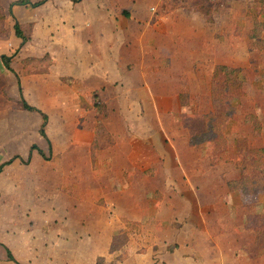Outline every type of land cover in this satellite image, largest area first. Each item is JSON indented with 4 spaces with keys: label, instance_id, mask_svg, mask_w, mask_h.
Segmentation results:
<instances>
[{
    "label": "crops",
    "instance_id": "1",
    "mask_svg": "<svg viewBox=\"0 0 264 264\" xmlns=\"http://www.w3.org/2000/svg\"><path fill=\"white\" fill-rule=\"evenodd\" d=\"M15 1L0 0L6 29L0 37V92L5 90L8 100H13V109H0L4 122L0 137L5 133L21 146L7 150L0 161V264H81V258H94L92 264H97L105 253H114L110 251L113 236L106 241V250H97V232L84 229L102 225L93 212L114 211L119 215H110L109 220L140 223L148 206L146 196L151 194L164 195L154 201L158 216L167 211L163 212L186 227L192 217L203 224L216 206L231 207L232 198L217 197L212 186L219 179L238 183L239 151L236 175L226 179L217 158L228 147L214 154L209 144L196 142L204 129L203 116L211 109L200 114L197 125L189 121L198 119L190 104L201 81L192 76L190 67L202 50L191 40L207 27L202 10L182 4L175 8L176 0H29L14 5ZM165 2L173 3V9L160 13ZM77 8H82L81 13ZM15 24L21 27V37L15 34ZM185 39L190 40L188 45ZM45 56L50 60L46 71L23 74V61ZM2 57H13L12 71ZM216 65L226 64L215 62L209 97ZM9 84L17 88V98L8 94ZM35 98L53 102L46 111L30 105L29 99ZM94 98L106 114L104 119L98 117ZM21 100L38 112L16 109ZM99 124L106 135H98ZM248 145L264 149L249 140ZM50 147L61 162L59 180L54 181L47 171L30 168L31 156L42 164L40 154ZM238 189L243 198L264 196L263 192L243 195ZM46 196L48 207H33L37 198ZM50 205L57 212L48 210L54 209ZM78 207H84L81 214ZM75 208V223L63 218ZM33 210L42 220L38 227L22 223ZM258 215L264 216V210L245 214L241 230L235 231L249 237L236 253L248 264L264 262V255L250 258L244 251L256 239L246 227L248 218ZM72 225L77 229L71 230ZM186 261L193 264L191 258Z\"/></svg>",
    "mask_w": 264,
    "mask_h": 264
},
{
    "label": "rangeland",
    "instance_id": "2",
    "mask_svg": "<svg viewBox=\"0 0 264 264\" xmlns=\"http://www.w3.org/2000/svg\"><path fill=\"white\" fill-rule=\"evenodd\" d=\"M32 1L38 2V0ZM255 1L176 0L177 3H174L175 8L182 4L188 9L202 10V18L207 22V27L202 30V34L194 35L195 38L191 40V44L201 45L202 50L199 49L198 54L196 53L198 61L196 65L193 68L190 67L192 76L201 83H199L197 90L193 87L195 95L190 104V111L197 115L198 119L190 118L189 121L197 125L200 114L211 109L208 82L215 62L239 68L244 80V94L235 97L233 100L237 110L231 126L226 132L228 151L217 158L219 170L222 171V174H227L226 179L229 180L236 175L235 160L238 156L236 144L239 138L246 137L250 141V145L264 148V53H250L247 50L248 33L253 27L252 7L255 5ZM170 4L173 5V3ZM170 4L165 2L160 13L168 12L169 8L173 9ZM81 9L77 8L76 10L81 13ZM259 20L264 22V17ZM177 21L179 19L175 20V22ZM196 27L200 28L199 25H196ZM178 37H183V35ZM184 41L186 45L190 42L189 39ZM11 54L13 53L10 52ZM196 54L193 52L194 57H196ZM201 59L203 63L200 64ZM206 59L208 61L205 63ZM178 69L179 67H176L173 72H177ZM12 79L14 81V78ZM55 84H52V86H55ZM7 92L10 96H16V98L18 96L17 88L14 85H10ZM6 94L5 90L0 92V109L8 106L11 110L13 109V100L9 101ZM54 98L50 99L54 100ZM36 99H29L31 104L29 101L28 103L46 111L51 106L50 103L53 102V100L48 102L44 99L41 103L40 99ZM10 110L8 109V111ZM249 114L255 115L261 122V132L258 138L252 136L251 127L246 125L245 120ZM0 122H3V120H0ZM50 130L51 128L47 127L48 134H50ZM1 134L0 161L3 160L1 158L3 154L7 155V150L14 151L16 148L21 147L10 141L9 136H5V133ZM6 134H9V132ZM4 137H6V140ZM40 155L44 159L42 164L38 163L34 156H31V170L44 174L47 171L49 180H59L60 173L56 172L59 170L61 162H58V157L53 154L51 147L46 148L44 154ZM209 161L211 162V160ZM213 175H215V172H213ZM219 181L217 185L212 186V189L217 192L215 195L224 197L225 194L228 198H232L233 202H231V207L227 203L225 207H214L215 209L209 213L210 216H206L203 224L197 220L198 218L192 217L189 226H183L179 220L177 221L168 213H164L167 212L164 210L158 216L154 201L156 203L159 200L161 201L164 197L163 194H160L159 198L158 195L153 196V194L146 196L148 206H146L145 219L140 223L126 225L124 221H121L122 224L120 220H113L114 218L109 220L110 215L112 217L119 215L115 214L114 211L113 214L112 212L105 213L104 210L93 212L96 221L102 225L85 227L84 229L90 228L97 232V250H106V241L108 242L110 235L115 239L113 249H116L112 255L105 253L104 258H98L97 264H189L186 261L187 258H191L193 264H243L246 257L241 254L237 256L236 253L241 243L249 237L246 235L240 236L242 235L241 232H238L240 234L238 236L235 231L241 230V222L245 214L264 210V196L243 198L239 193V186L236 181H229L228 183L224 182V179H219ZM210 183L213 184L212 181ZM48 199L47 196L37 198L38 205H33V207L38 206L40 208L44 204V207H48L46 204ZM50 207L54 209L48 210L57 212L55 205H50ZM75 210L76 208L68 209L63 218L75 223V217L77 216ZM82 210H84V207H78L77 213L81 214ZM34 212L35 210L31 212V215L25 217L22 223L29 225L28 223L31 222L32 226L38 227L37 224H41L42 220L40 217L36 218L33 215ZM61 212L58 213L61 214ZM69 228L71 230L77 229L75 225ZM82 239V245H84L83 235ZM64 260L72 261L69 258ZM93 261L94 258H81V264H92ZM246 262L244 264H248ZM261 264H264V262Z\"/></svg>",
    "mask_w": 264,
    "mask_h": 264
},
{
    "label": "trees",
    "instance_id": "3",
    "mask_svg": "<svg viewBox=\"0 0 264 264\" xmlns=\"http://www.w3.org/2000/svg\"><path fill=\"white\" fill-rule=\"evenodd\" d=\"M44 1V0H42ZM29 0H17L14 5L27 4ZM40 4L34 3L33 6ZM264 17V0H256L252 7L253 27L248 33L247 50L250 53L264 52V22L259 19ZM5 12L0 6V37L6 35L5 29ZM15 34L21 37V27L18 24L14 25ZM13 57H2L3 65L12 71L10 64ZM253 63V62H252ZM23 74L30 75L39 72H44L50 65V60L45 56L43 59H26L23 61ZM244 80L241 71L238 68L227 65H216L212 73L210 83V99L211 111L203 116L204 129L198 136L196 142L207 143L210 145L214 154H219L227 150L228 144L226 132L231 126L232 119L236 113V106L233 104L235 97L243 95ZM94 106L98 112V117L104 119L106 117L102 107L94 98ZM16 109L26 110L30 112H38L37 109L29 106L24 100L16 103ZM44 122L46 117L42 115ZM246 124L252 127L253 137L260 136L261 122L255 115H248L245 120ZM102 124L98 126V135H106ZM40 135L45 137L43 128L40 130ZM99 139V138H98ZM97 140V139H96ZM239 159L237 168L239 170V188L243 195H253L259 192L264 193V149L251 148L248 145L246 138H240L238 141ZM97 148V142L94 143L93 149ZM248 229H252L256 234L254 242L244 246L245 253L250 258H257L264 255V216H252L248 218L246 225ZM112 241L110 251L113 249ZM11 259V255L8 254Z\"/></svg>",
    "mask_w": 264,
    "mask_h": 264
}]
</instances>
